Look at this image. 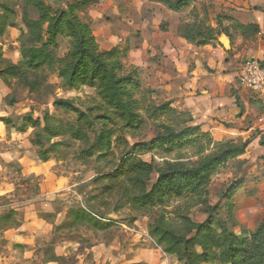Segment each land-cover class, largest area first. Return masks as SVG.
Wrapping results in <instances>:
<instances>
[{
    "label": "clouds",
    "instance_id": "1",
    "mask_svg": "<svg viewBox=\"0 0 264 264\" xmlns=\"http://www.w3.org/2000/svg\"><path fill=\"white\" fill-rule=\"evenodd\" d=\"M0 264H264V0H0Z\"/></svg>",
    "mask_w": 264,
    "mask_h": 264
}]
</instances>
